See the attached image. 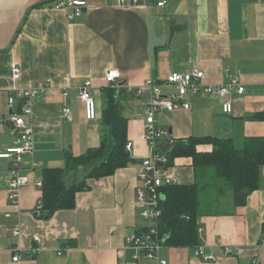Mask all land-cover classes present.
<instances>
[{
	"label": "crops",
	"instance_id": "crops-1",
	"mask_svg": "<svg viewBox=\"0 0 264 264\" xmlns=\"http://www.w3.org/2000/svg\"><path fill=\"white\" fill-rule=\"evenodd\" d=\"M54 1L0 0V151L18 143L7 119L8 97L17 88L46 85L33 98L27 118L33 155L20 163L19 173L29 183L19 189L16 204L7 191L10 160L0 159V249H11L0 251V264H151L134 260L124 247L127 234L147 225L135 201L137 168L149 152L141 138L152 97L145 82L192 68L204 72L205 83H225L235 75L244 91L232 97L230 113L222 112L220 98L201 91L186 97L189 109L157 113L156 123L175 140L210 136L229 139L238 149L248 137L264 136V0H165L163 6L156 5L159 0L123 6L85 0L88 6L71 20L52 7ZM11 62L21 69L16 81L10 77ZM111 68L120 71L117 86L130 89L121 114L127 119L132 160L112 175L86 178L89 188L75 193L72 209L37 217L41 187L36 182L42 170L63 167L68 153L79 157L97 148L105 134L102 88ZM86 79L96 104L92 120L85 118L77 97ZM19 105L15 99L14 111ZM64 105L71 110L70 120L62 114ZM211 148L209 143L196 146L200 152ZM169 172L179 184L195 181L190 157H176ZM84 174L67 173L66 184ZM200 181L207 189L199 194L196 244L164 242L160 256L167 264H264V165L257 188L240 206L234 205L228 186L218 182L212 187L207 177ZM33 234L41 247L36 255L29 251L36 243ZM197 246L213 259L194 255ZM12 249L18 261H12Z\"/></svg>",
	"mask_w": 264,
	"mask_h": 264
},
{
	"label": "built area",
	"instance_id": "built-area-1",
	"mask_svg": "<svg viewBox=\"0 0 264 264\" xmlns=\"http://www.w3.org/2000/svg\"><path fill=\"white\" fill-rule=\"evenodd\" d=\"M112 5H134L145 0H111ZM165 0L156 2L157 6H163ZM88 6L85 0H55L52 7L57 10H63L68 20L74 19L81 15L84 8ZM21 76V69L15 62L10 63V77L16 81ZM120 77V71L117 69H108L104 74L106 85L111 87L117 86V79ZM152 91V97L145 108L144 125L141 138L146 142L149 152L140 162L137 168V185L135 187V201L137 203V215L147 222V225L137 232L126 235L124 239V247L132 251V258L137 260L144 258L151 264H167V260L160 256V250L164 244V238L158 228V221L161 215L160 202L163 199L162 189L168 185L176 184L177 181L173 177L169 169V156L166 151L173 145L176 140L170 137L167 130L160 128L156 123L155 115L162 111H173L174 109H189L190 103L186 100L188 95H195L199 92H205L210 96L221 99V108L223 113H230L232 110V97L241 95L244 91L243 85L239 82L235 75H229V80L225 83H205L204 72L199 68H192L186 72L172 71L163 80L148 79L145 82ZM92 82L90 79L83 81L78 89L77 97L84 105L85 118L92 120L96 117V104L91 96L90 88ZM45 84L38 87H22L14 90V94L7 99L10 113L7 117L10 123L11 134L17 138L18 143L13 146L6 147L0 151V159L10 160L8 169L7 191L8 197L13 204L18 202L19 189L29 183L28 177L19 173L20 163L24 157L33 155V140L31 128L27 122V118L31 115L32 100L41 93ZM130 91V89H127ZM140 90H135L139 93ZM66 92L63 93L66 96ZM19 100V110L14 111V101ZM62 114L68 120L71 119L72 113L68 106L62 107ZM167 143L168 149L164 150L158 147L159 143ZM129 143L126 149L129 150ZM33 167L35 163H33ZM38 187L42 186L41 181H37ZM34 214L42 217V201L37 202ZM17 234V233H15ZM35 246L29 249L30 254L36 255L41 252L39 236L33 234L31 236ZM7 249L3 247L0 249ZM10 250L11 249H7ZM11 257L12 261H18L19 255L17 249ZM227 251V249H225ZM196 256H200L204 260H211L213 256L204 252L201 246L193 249ZM61 254V250H58ZM252 264H259L254 261Z\"/></svg>",
	"mask_w": 264,
	"mask_h": 264
},
{
	"label": "trees",
	"instance_id": "trees-1",
	"mask_svg": "<svg viewBox=\"0 0 264 264\" xmlns=\"http://www.w3.org/2000/svg\"><path fill=\"white\" fill-rule=\"evenodd\" d=\"M106 100L103 123L106 131L97 148L74 157L69 153L63 167H47L42 170L41 201L42 217H49L60 209H72L75 193L86 190V178L112 175L117 169L127 166L132 158L126 149L127 119L121 114L122 100L128 91L123 86L102 88ZM200 143L211 144V150L200 152ZM169 164L176 157H190L195 181L190 184H172L162 189L161 215L158 228L165 244L171 246L194 245L197 242V220L200 213L199 194L207 188L201 178H207L228 186L232 191L235 206L243 205L247 196L257 188L258 170L264 165V136H251L243 148H236L229 139L213 137H188L176 140L166 151ZM209 169L213 176L206 171ZM83 170L80 180L66 184L69 172ZM210 185V184H209Z\"/></svg>",
	"mask_w": 264,
	"mask_h": 264
},
{
	"label": "rangeland",
	"instance_id": "rangeland-1",
	"mask_svg": "<svg viewBox=\"0 0 264 264\" xmlns=\"http://www.w3.org/2000/svg\"><path fill=\"white\" fill-rule=\"evenodd\" d=\"M168 171H169V169H168ZM206 171L210 174V178L213 176V173L209 170V169H206ZM207 178H209V177H207ZM210 185L212 186V187H214V185H215V183H213V181H211L210 182ZM209 190V189H208ZM212 190H214L213 188L210 190V191H212Z\"/></svg>",
	"mask_w": 264,
	"mask_h": 264
},
{
	"label": "water",
	"instance_id": "water-1",
	"mask_svg": "<svg viewBox=\"0 0 264 264\" xmlns=\"http://www.w3.org/2000/svg\"><path fill=\"white\" fill-rule=\"evenodd\" d=\"M158 147L161 148V149L167 150L168 149V144L161 142V143H159Z\"/></svg>",
	"mask_w": 264,
	"mask_h": 264
}]
</instances>
